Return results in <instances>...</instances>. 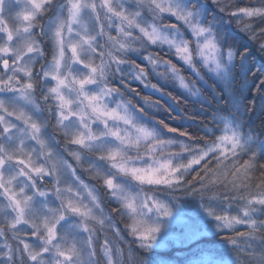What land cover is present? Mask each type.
Returning a JSON list of instances; mask_svg holds the SVG:
<instances>
[{
    "label": "clouds",
    "instance_id": "clouds-1",
    "mask_svg": "<svg viewBox=\"0 0 264 264\" xmlns=\"http://www.w3.org/2000/svg\"><path fill=\"white\" fill-rule=\"evenodd\" d=\"M36 2L39 8L34 0H0V47L9 49L0 61H10L0 80L33 81L38 111L17 102L42 123L46 144L27 141L34 151L24 158L47 172L24 168L22 175L5 156V186L22 206L31 199L28 223L17 222L0 190V264H34L24 231L39 228L42 236L45 219L61 214L57 243L67 255L49 246L35 264H147L155 218L185 197L227 244L224 264H264V0H111L132 23L103 0H83L75 19L71 0ZM52 74L66 81L59 92L78 115L49 91L57 86ZM85 77L91 83H74ZM13 95L0 88V98ZM96 105L115 115L99 116ZM75 136L84 144L72 143ZM110 150L116 159H101ZM64 197L90 216L70 213Z\"/></svg>",
    "mask_w": 264,
    "mask_h": 264
},
{
    "label": "snow or ice",
    "instance_id": "snow-or-ice-1",
    "mask_svg": "<svg viewBox=\"0 0 264 264\" xmlns=\"http://www.w3.org/2000/svg\"><path fill=\"white\" fill-rule=\"evenodd\" d=\"M35 6L37 8L40 7V4L34 0ZM83 0H71V16L73 19L76 18L81 13V6ZM103 4L105 9L112 13L114 16L128 21L132 23L130 19L131 13L126 14L124 11L117 10L116 8L111 6V0H103ZM85 7L90 8L93 12H95L94 4H85ZM25 19H28L26 16ZM59 31L57 32V36L59 37ZM9 39H12L11 35H9ZM9 51L6 47H0V53H7ZM31 51V49H29ZM71 51L73 53V58H76V45L73 44L71 46ZM9 59H4L0 61V66L4 70H8L9 68ZM91 69V65H88ZM94 70V69H93ZM17 71H23V69H17ZM27 76L28 73L25 72ZM52 78L57 80V86L51 88L49 91L57 93V99L60 101V106L64 109L68 110L69 116L78 115L75 112L70 110L71 101L67 100L62 94H60L59 89L61 86H65L66 81L58 77L56 74H52ZM79 87H83L84 85L91 83L89 77H85L84 79H76L74 81ZM17 84L19 87H17ZM7 86L8 89L11 90L12 93L16 94L13 96L0 98V169L6 166L5 156L8 161H14L15 164L21 166V174L25 175L23 169L27 168L35 175H39L40 173H45L46 169L42 166L40 167H32L30 159H25V156H30V153L34 151V149L29 148L27 141H34L36 144H39L41 148H43L46 144V141L43 137L42 133V123L32 114L27 107L22 106L18 103V100L24 101L25 105H32V110L38 111V108L34 105L33 99L29 94L30 90L34 88V83L30 79H25L24 81H20L19 78H16V83H13V78H9L8 80H0V88H4ZM86 99L91 104L95 101V96L86 97ZM95 113L102 117L112 118L115 114L112 111L105 112L101 106L96 105L92 109ZM58 117L61 119H67V116L64 115L63 112L57 113ZM174 131V129H171ZM111 135L117 136L118 133L115 131H111ZM93 137H89L92 139ZM85 138L83 136H75L73 137L72 143L74 144H84ZM118 156V152L114 150L108 151L106 154L101 156V159H107L109 161H114ZM115 167H119L121 171L124 170L123 165H114ZM129 171L135 172L134 169H129ZM143 178V177H141ZM12 180L9 179L8 183L11 184ZM105 185L109 188L113 186V182L111 179L104 180ZM0 190L3 191L4 196L10 202L9 206H14L18 215L16 217V221H24L25 224L28 222L25 221L24 218V206H27L30 202V197H24L23 205L22 201L17 198V193L13 191L10 187H6L3 179V175H0ZM59 192L60 189L58 188ZM64 191H71L70 188L64 189ZM40 195H44L43 192L39 193ZM92 199L95 197L92 193H89ZM60 199L61 197L58 195L57 197ZM64 207L68 209L70 213L76 214L78 216H82L88 218L90 216L91 210L83 207L76 200L70 197H64ZM55 211V210H52ZM169 213L165 211L164 215H168ZM63 219V215L55 216L52 223H49L47 219H45L44 223L40 226L44 229V234L39 235V228H27L24 231V248L26 251L31 249L29 253V258L34 262L37 261V258L41 255L47 254L49 252V246H52L55 250V254L58 256H66L67 253L61 250L62 245L57 243V234H58V223ZM157 229H151V231H156ZM142 236H147V232L141 233ZM41 241L42 243H38L37 241ZM35 246V247H33ZM38 249V251H37ZM39 264H45V261L40 260Z\"/></svg>",
    "mask_w": 264,
    "mask_h": 264
},
{
    "label": "trees",
    "instance_id": "trees-1",
    "mask_svg": "<svg viewBox=\"0 0 264 264\" xmlns=\"http://www.w3.org/2000/svg\"><path fill=\"white\" fill-rule=\"evenodd\" d=\"M255 63L261 64L258 57ZM261 68L264 70V64H261ZM169 204L172 209L181 211L189 222L198 221L200 215L194 216V212L197 211L196 209H201L194 199L185 197L179 199L177 202H169ZM203 224L209 225L213 233L202 235L196 240L190 241L191 243L186 246L172 245L166 249H153V251L151 250V252L145 254L147 264H156L158 260L162 262L169 261L175 264H188L191 260L201 259L206 255L210 256L212 260L224 262L230 255L227 244L213 229L212 223L208 218L203 220Z\"/></svg>",
    "mask_w": 264,
    "mask_h": 264
},
{
    "label": "rangeland",
    "instance_id": "rangeland-1",
    "mask_svg": "<svg viewBox=\"0 0 264 264\" xmlns=\"http://www.w3.org/2000/svg\"><path fill=\"white\" fill-rule=\"evenodd\" d=\"M171 208V207H170ZM194 216L200 215L197 222H189L181 211L171 208L168 217H156L154 223L159 226V231L156 234L155 240L149 250L166 249L172 245H188L190 241H194L202 235L213 233L211 227L203 224V220L207 218L201 210L196 209ZM210 256H205L201 259H193L188 264H224L223 261L210 259ZM156 264H175L169 261H159Z\"/></svg>",
    "mask_w": 264,
    "mask_h": 264
}]
</instances>
